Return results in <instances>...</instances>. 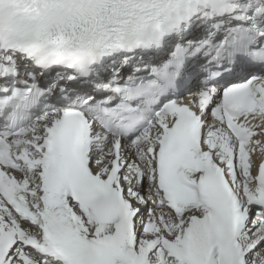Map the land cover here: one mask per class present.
I'll return each mask as SVG.
<instances>
[{
	"label": "snow or ice",
	"instance_id": "obj_1",
	"mask_svg": "<svg viewBox=\"0 0 264 264\" xmlns=\"http://www.w3.org/2000/svg\"><path fill=\"white\" fill-rule=\"evenodd\" d=\"M0 264H264V0H0Z\"/></svg>",
	"mask_w": 264,
	"mask_h": 264
}]
</instances>
